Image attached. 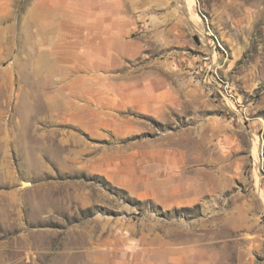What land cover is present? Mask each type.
<instances>
[{"label": "rangeland", "instance_id": "1", "mask_svg": "<svg viewBox=\"0 0 264 264\" xmlns=\"http://www.w3.org/2000/svg\"><path fill=\"white\" fill-rule=\"evenodd\" d=\"M0 264H264V0H0Z\"/></svg>", "mask_w": 264, "mask_h": 264}, {"label": "water", "instance_id": "2", "mask_svg": "<svg viewBox=\"0 0 264 264\" xmlns=\"http://www.w3.org/2000/svg\"><path fill=\"white\" fill-rule=\"evenodd\" d=\"M24 185H25V186H28V185H30V183H24Z\"/></svg>", "mask_w": 264, "mask_h": 264}]
</instances>
